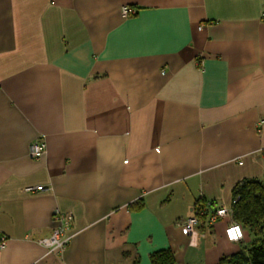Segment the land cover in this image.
<instances>
[{
  "label": "crops",
  "instance_id": "0c3cea01",
  "mask_svg": "<svg viewBox=\"0 0 264 264\" xmlns=\"http://www.w3.org/2000/svg\"><path fill=\"white\" fill-rule=\"evenodd\" d=\"M263 11L264 0H0V264H151L162 249L175 264H227L240 250L227 221L190 235L180 223L264 180ZM37 138L46 152L32 158ZM56 210L73 236L47 254L36 241Z\"/></svg>",
  "mask_w": 264,
  "mask_h": 264
},
{
  "label": "trees",
  "instance_id": "16d2710c",
  "mask_svg": "<svg viewBox=\"0 0 264 264\" xmlns=\"http://www.w3.org/2000/svg\"><path fill=\"white\" fill-rule=\"evenodd\" d=\"M232 219L241 225L244 237L239 252L231 255L227 264H264V180L243 179L232 188ZM212 205V203H209ZM208 203L197 202L205 208ZM207 211H204L206 214ZM203 217L198 228L205 227ZM210 226V225H209ZM242 243V244H241ZM151 264H175L170 249H162L150 255Z\"/></svg>",
  "mask_w": 264,
  "mask_h": 264
},
{
  "label": "built area",
  "instance_id": "2783aa9c",
  "mask_svg": "<svg viewBox=\"0 0 264 264\" xmlns=\"http://www.w3.org/2000/svg\"><path fill=\"white\" fill-rule=\"evenodd\" d=\"M135 11L128 6L122 7V14L128 16ZM264 19V11L261 14ZM263 121H260L262 123ZM46 152V144L42 138H37L33 141L29 147V155L32 158H38ZM44 188L42 185L35 187H27V192L42 191ZM233 202V201H232ZM204 211H207L204 214ZM205 217L206 225H212L216 221H227L224 228V235L229 242H240L244 237V232L240 224L232 219V208L230 207H213L211 204L205 206V208H198L194 206L192 214L180 223L182 232L185 235H190L195 232L201 224V219ZM54 218L57 221V225L52 229L51 234L47 237L38 239L36 242L45 248L46 253H61L69 243L73 234L70 233V225L72 222V215L56 210L54 212ZM4 245V238L2 237L1 246Z\"/></svg>",
  "mask_w": 264,
  "mask_h": 264
}]
</instances>
